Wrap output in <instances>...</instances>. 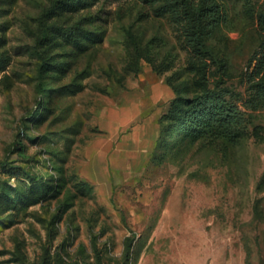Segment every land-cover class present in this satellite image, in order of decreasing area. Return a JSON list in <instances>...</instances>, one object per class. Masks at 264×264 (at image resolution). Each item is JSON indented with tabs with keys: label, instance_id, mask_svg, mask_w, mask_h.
Wrapping results in <instances>:
<instances>
[{
	"label": "rangeland",
	"instance_id": "obj_1",
	"mask_svg": "<svg viewBox=\"0 0 264 264\" xmlns=\"http://www.w3.org/2000/svg\"><path fill=\"white\" fill-rule=\"evenodd\" d=\"M219 2L196 57L165 0H0V264H264V0ZM217 84L241 137L168 135Z\"/></svg>",
	"mask_w": 264,
	"mask_h": 264
},
{
	"label": "trees",
	"instance_id": "obj_2",
	"mask_svg": "<svg viewBox=\"0 0 264 264\" xmlns=\"http://www.w3.org/2000/svg\"><path fill=\"white\" fill-rule=\"evenodd\" d=\"M161 0H150L157 3ZM168 10L172 16L183 22L187 45L196 57L208 54L207 38L221 22L219 0H165L158 7L160 13ZM264 14L260 17L263 22ZM253 76L264 70V37L255 52ZM229 95V90L217 84L193 96L178 94L171 100L163 119H170L167 134L175 130L195 137L215 136L234 141L241 137L245 123L244 112ZM264 101V86L259 88L252 100V108ZM21 144V143H20Z\"/></svg>",
	"mask_w": 264,
	"mask_h": 264
}]
</instances>
